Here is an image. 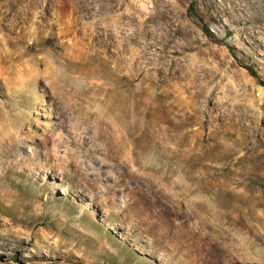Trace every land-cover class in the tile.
Segmentation results:
<instances>
[{
	"label": "rangeland",
	"instance_id": "rangeland-1",
	"mask_svg": "<svg viewBox=\"0 0 264 264\" xmlns=\"http://www.w3.org/2000/svg\"><path fill=\"white\" fill-rule=\"evenodd\" d=\"M262 82L264 0H0V264H264Z\"/></svg>",
	"mask_w": 264,
	"mask_h": 264
},
{
	"label": "trees",
	"instance_id": "trees-1",
	"mask_svg": "<svg viewBox=\"0 0 264 264\" xmlns=\"http://www.w3.org/2000/svg\"><path fill=\"white\" fill-rule=\"evenodd\" d=\"M231 50L233 51V48H231ZM247 69L251 73V75H253L254 77H257V78L259 77L253 68L248 67ZM262 83H263L262 85H264V82H262Z\"/></svg>",
	"mask_w": 264,
	"mask_h": 264
}]
</instances>
